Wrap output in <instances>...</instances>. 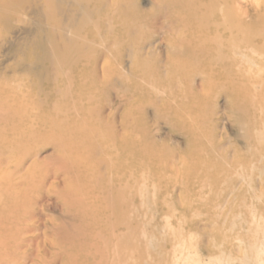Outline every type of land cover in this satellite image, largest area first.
Instances as JSON below:
<instances>
[{"label":"rangeland","instance_id":"1","mask_svg":"<svg viewBox=\"0 0 264 264\" xmlns=\"http://www.w3.org/2000/svg\"><path fill=\"white\" fill-rule=\"evenodd\" d=\"M175 1L0 0V148L5 147L0 149V180L11 177V193L23 197L26 206L17 212L19 222L30 229L16 231L17 239L26 243L19 241L10 255L2 254L0 263L37 264L41 257L42 264H64L63 256L49 246L52 225L60 228L68 218L66 208L73 210V204L65 206L67 195L62 194L79 182L64 162L82 163L85 182L108 193L116 174L104 142L111 134L118 145L133 140V147L140 146L136 206L128 209L137 221V264H264V157L260 160L256 152L264 130V37L248 26L264 12V0H221L216 16L213 9L204 14L199 9L195 21H201L198 30L205 29L198 31L200 37L208 33L205 40L188 34ZM186 2L196 6L201 0ZM208 11L220 19L216 29L226 35L224 40L212 28L215 23L210 27L215 19L206 21L212 17ZM207 24L220 38L207 31ZM222 25L251 35L232 34ZM75 36L87 40L73 41ZM203 43L212 50L209 54ZM70 46L78 52H72L71 62L78 60L70 65L90 75L85 106L64 91L71 69L63 70L59 54ZM84 63L90 65L84 68ZM14 97L30 105L15 108L19 114L27 108L28 113L18 117L14 107L20 102ZM69 97L76 102L71 115L79 126L68 122L59 107ZM80 109L87 110L84 119ZM237 159L244 164L238 167ZM254 243L259 255L249 248ZM13 255L20 256L10 259Z\"/></svg>","mask_w":264,"mask_h":264},{"label":"bare ground","instance_id":"2","mask_svg":"<svg viewBox=\"0 0 264 264\" xmlns=\"http://www.w3.org/2000/svg\"><path fill=\"white\" fill-rule=\"evenodd\" d=\"M175 1V0H174ZM183 1H185V0H176L175 1V3L178 5V7H179V10L181 11V15H182V13H183V17H182V21L184 22V20H185V23L187 24V27L189 28L188 30H190L191 32H189L188 34L192 37L193 35L194 36H196L195 35V33H197L198 35V37L199 38H201V37H206L205 36V34H207L208 35V33H206V31L203 33V35H202V33H201V37H200V33H198V31L199 32H201V30H203V25L202 24H200V25H202L203 27H201L200 26V28H199V30H198V26H197V22H201L200 20H197V22L195 21V18L197 17V13H198V10H199V13H200V11L201 10H205V11H201L203 14H204V12H206L208 9H213V15H215L214 13H216V11L215 10H217V9H215V7H218L219 5H220V1L221 0H219V2L217 1V0H213L214 1V3H216V5L214 6V5H212V3H213V1H212V3H211V1H209V3H208V0H201V2H197L196 3V6H194V5H192V6H190V3H188V2H186L185 4H183L182 2ZM194 1V0H193ZM198 1H200V0H198ZM205 1V2H204ZM223 2H224V0H222ZM207 3V4H205L204 5V3ZM188 3V4H187ZM217 3H219V4H217ZM204 5V6H203ZM203 6V7H202ZM202 7V8H201ZM196 8V9H195ZM215 9V10H214ZM215 11V12H214ZM209 12V11H208ZM262 13V12H261ZM194 14H196L195 16H194ZM210 16H212V17H209V15ZM206 16L207 17H209V20H206V21H208V22H211V20L213 21L215 18L213 17V15H211L212 14V11H211V13L209 12ZM191 15H193V17H191ZM205 15H202V18L205 16ZM227 15V14H226ZM185 16V17H184ZM200 16V15H199ZM205 16V17H206ZM216 16V15H215ZM222 17V16H221ZM228 17V16H227ZM212 18H214V19H212ZM220 18V17H219ZM256 18V17H255ZM22 19H23V17H22ZM207 19V18H206ZM21 20V19H20ZM25 20V19H24ZM23 20V21H24ZM204 20V22H206L205 21V19H203ZM216 20V19H215ZM215 20L212 22V23H210L211 25H210V27L211 26H213L214 25V23H215V25H216V27H212L213 29L215 28H217V25L218 24H216V23H220V22H218V21H220V19L218 20H216L217 22H215ZM227 20H229V19H227ZM231 20H233V19H231ZM26 21V20H25ZM222 21V20H221ZM232 22V21H231ZM233 22H235V21H233ZM207 23V22H206ZM246 23H249V22H246ZM251 23V22H250ZM209 24V23H208ZM207 24V25H208ZM227 24H229V23H227ZM233 24V23H232ZM232 24L231 25H229L231 28H232ZM225 25V24H224ZM235 25H236V22H235ZM238 25V24H237ZM240 25V24H239ZM234 26V25H233ZM241 27H242V25H240ZM249 26V28H255L256 30H255V32L257 31V35L259 36V38L261 39V40H263L262 39V37H264V12L259 16V20H257V21H255V22H253L252 24H249L248 25ZM208 27H209V25H208ZM209 27V29H207V31L209 32V30L211 29L212 30V28H210ZM241 27H239V28H241ZM222 28H224L223 27V25H222ZM239 28H237V26H235V30L234 29H228V30H231V32H232V34H233V31H236V33L234 32V34H236L237 35V33H242V36L244 35L245 37H246V33L245 32H247V31H245V32H241V30L242 29H239ZM243 28V27H242ZM205 30V29H204ZM203 30V31H204ZM210 30V31H211ZM224 30H227L226 28H224ZM227 30V31H228ZM233 30V31H232ZM248 30V29H247ZM254 30V29H253ZM202 31V32H203ZM215 31V30H214ZM250 31H252V30H250ZM211 32H213V30L211 31ZM216 33L218 32V36L220 35V37H222L221 36V34H219V31L216 29V31H215ZM215 32H213L214 33V35L213 36H215L216 35V33ZM220 32H223V30L221 29V31ZM226 31H224V33H225ZM192 33V34H191ZM248 33V32H247ZM253 33V32H252ZM81 34V33H80ZM225 34H227V33H225ZM225 34H223V35H225ZM229 34V33H228ZM248 34H250V33H248ZM81 35H84V34H81ZM230 35H231V33H230ZM229 35V36H230ZM251 35V34H250ZM212 36V37H213ZM226 36V35H225ZM225 36H223L224 38H225ZM228 36V37H229ZM242 36H237V37H242ZM243 36V37H244ZM254 36V35H253ZM198 37H196L197 39H198ZM215 37H217V36H215ZM220 37H217V38H220ZM222 37V38H223ZM231 37V36H230ZM229 37V38H230ZM236 37V36H235ZM244 37V38H245ZM250 37V36H249ZM249 37H248V39H249ZM252 37V36H251ZM79 38V41L77 40ZM76 37L75 36V39H73V41H75V40H77L78 42H80V41H83V40H87L86 38L87 37H83L82 38V36H79V37ZM216 38V39H217ZM224 38H223V40H224ZM247 38V37H246ZM202 39V38H201ZM215 39V38H214ZM236 38H234V39H232V41L233 40H235ZM89 40V39H88ZM191 40H192V38H191ZM204 40H205V38H204ZM218 40V39H217ZM222 40V42H226V41H223ZM76 41V42H77ZM84 41V42H85ZM200 39H198V44L200 45ZM229 41V40H228ZM231 41V40H230ZM229 41V42H230ZM76 42H72V44L71 45H74L73 43H76ZM87 42H89V41H87ZM86 42V43H87ZM190 42V41H189ZM192 42V41H191ZM264 42V41H263ZM83 43V42H82ZM228 43V42H227ZM84 44V43H83ZM88 44V43H87ZM87 44H85V45H87ZM197 44V45H198ZM204 44V43H203ZM203 44H202V48L203 47H205V45L206 44H204V46H203ZM79 45V44H78ZM77 45V47L79 48V46ZM197 45L194 47L196 50L199 48V47H201V46H199V47H197ZM76 46V45H75ZM208 45H206V47H207ZM74 47V46H73ZM73 47H69V49H64L63 51V54L61 53V54H59V55H61L62 56V59L63 60H61L60 59V57H59V59L62 61V63H63V70H65V69H71V73H70V76H68L67 78H65V85H67V89H64V91L66 90H69V92L68 93H70L71 92V96H72V98L74 99V97L75 96H77V99H78V97L80 98V99H78V102L77 103H80V104H82L83 106H85V102L83 103V100L85 101V96H88V98H89V95H88V93H86L85 94V92H86V88H88V87H90V85H88L87 83L89 82V80H87V79H89L90 78V75H89V78H87V77H85L84 75L86 74V72H84L83 70H78V68H76V66L74 67L73 65H74V63L78 60V58H75L76 60H74L75 62H73V65H70V64H72V62H71V60H70V58H73V57H71L72 55L71 54H73L72 52L74 51V55L76 54L77 55V53L78 52H76L75 51V49L73 48ZM76 47V49H78ZM81 48V47H80ZM208 48L209 47H207V50H208ZM63 49V48H62ZM201 49V48H200ZM204 49V48H203ZM203 49H201L202 51H204ZM61 50V49H60ZM79 50V49H78ZM195 50V51H196ZM206 50V49H205ZM212 50H208V54L211 52ZM61 52V51H60ZM198 52H200V53H204V52H201L200 50H198ZM205 52V53H206ZM194 53H197V51L196 52H194ZM204 53V54H205ZM202 54H200V55H202ZM73 55V56H74ZM81 55V54H80ZM79 55V56H80ZM205 55H207V54H205ZM208 56H211V54L210 55H208ZM78 57V56H77ZM202 57H205V56H202ZM207 57V56H206ZM80 59H83V58H80ZM61 61H60V63H61ZM61 63V64H62ZM87 63H89V62H87ZM87 63H84V64H82L81 66H85ZM76 64V63H75ZM81 64V63H80ZM88 65V64H87ZM90 65V64H89ZM88 65V66H89ZM87 67V66H86ZM86 67H84V68H86ZM80 68V67H79ZM82 68V67H81ZM89 68V67H88ZM211 69H215V67H210ZM85 71H87V74H89V70H87V69H84ZM66 71V70H65ZM65 71H63V72H65ZM218 71V70H217ZM217 71H214L215 72V74H216V72ZM69 72H70V70H69ZM67 73H68V71H67ZM83 73H85L84 75H83ZM63 75V74H62ZM64 76H65V74H64ZM83 76H84V78H86L85 80L87 81H85V80H83L84 78H83ZM87 76V75H86ZM87 84V86L86 85H84L83 83L84 82ZM64 84V83H63ZM84 85V86H83ZM68 86H69V88L70 89H68ZM82 86H83V88L85 87V89H81L82 88ZM235 87V86H234ZM64 88H66V87H64ZM238 88V87H237ZM87 91H88V89H87ZM239 90H237V93H235L236 91H234V89H233V92H234V94H240L239 92H238ZM68 93H67V95H68ZM64 95H66V93L64 94ZM69 96V95H68ZM68 96H66V97H68ZM10 97V96H9ZM65 97V96H64ZM63 97V99L62 100H64L65 98ZM15 98V102H16V97H14ZM88 98H86V99H88ZM6 99V98H5ZM21 99V98H20ZM19 99V100H20ZM61 100V99H60ZM60 100H59V103H60ZM65 100H67V99H65ZM64 100V101H65ZM76 100V99H75ZM12 101V100H11ZM43 101V103H44V101H46V100H42ZM88 101H90V99H88ZM15 102H13V104L15 103ZM17 102L19 103L20 101H18L17 100ZM22 102V103H21ZM21 102H20V106L19 105H15V107H14V110H16L15 108H17L18 110L20 109V107L22 106L21 104H23V106L21 107V108H24L25 107V105H26V103H27V101H26V103H25V101H23V100H21ZM33 102V101H32ZM35 102V101H34ZM37 102V101H36ZM35 102V103H36ZM47 102H49V103H47V104H49L50 105V101H47ZM55 103H56V101H54ZM54 102H52V103H54ZM58 102V101H57ZM74 102V103H73ZM12 102H10L9 104H11ZM54 103V105H57V104H55ZM62 103H63V101H62ZM73 105H72V104ZM87 103V102H86ZM249 103H251L250 101H249ZM13 104H12V106L11 107H13ZM42 104V103H41ZM44 104H46V102L44 103ZM44 104H42L41 106H39L40 107V109H41V111H43L42 112V114H44L45 112V110H46V108H45V106L47 105H44ZM61 104V103H60ZM59 104V105H60ZM76 104V102L73 100L72 101V99L69 97V99H68V101H66V104L64 103V104H62L61 106H59V107H62V109L66 112L65 114H66V116H67V118H66V120L69 122H71L72 123V125L73 126H76V125H78L79 126V124L81 125L82 123H80L78 120H76L75 118H73V116L71 115L72 113V111H74L73 110V108H75V105ZM79 104V105H80ZM88 104V103H87ZM53 105V106H54ZM78 105V106H79ZM252 105V104H251ZM250 105V106H251ZM27 107H30V105L28 106V104L26 105ZM77 106V105H76ZM248 106H249V104H248ZM253 106V105H252ZM33 106H31V108H32ZM49 107V106H48ZM254 107V106H253ZM83 108V107H82ZM87 108H88V105H87ZM250 108V107H249ZM12 109V108H11ZM251 110H253L252 108H250ZM13 110V112H15ZM18 110H16V112L15 113H17L18 114V117L20 116V114L23 112V111H25V109H23V111H21V113L19 114V112L20 111H18ZM22 110V109H21ZM26 110H28V112H29V109L27 108ZM62 110V111H63ZM83 110V109H82ZM82 110L80 109V111L82 112ZM254 110H255V108H254ZM253 110V111H254ZM18 111V112H17ZM87 111V110H86ZM86 111H83L82 112V116H83V118L82 119H84V116H86V115H88V114H86L85 112ZM26 113H28L27 111H25ZM12 113V112H11ZM88 113V112H87ZM254 113H255V111H254ZM14 114V113H13ZM17 114H14L15 116L17 115ZM24 114V113H23ZM23 114H22V116H23ZM14 115H11L12 117L14 116ZM27 114H25V116H26ZM254 115H256V114H254ZM10 116V117H11ZM28 116V115H27ZM27 116H26V119H27ZM11 117V118H12ZM17 117V116H16ZM16 117H14V119L16 120L17 118ZM253 117V116H252ZM10 119V118H9ZM13 119V120H14ZM20 119H21V117L18 119L19 121H20ZM23 119V118H22ZM86 119V118H85ZM246 119H248V118H246ZM14 120V121H15ZM18 120H16V121H18ZM252 120H254V119H252ZM255 120H256V118H255ZM255 120H254V122L253 123H255ZM10 121H12V119H10ZM47 121V120H46ZM50 121V120H49ZM52 121V120H51ZM76 121H78V123H76ZM257 121V120H256ZM264 121V120H263ZM17 123V122H16ZM51 123V122H50ZM49 123V124H50ZM58 123V122H57ZM251 123V122H250ZM261 123V122H260ZM263 123V122H262ZM261 123V124H262ZM52 124V123H51ZM256 124V123H255ZM17 125H19V124H17ZM54 125H56L55 123H54ZM251 125H252V123H251ZM15 126V125H14ZM57 126H59V124L57 125ZM254 126V125H253ZM80 128H81V126H80ZM256 128V127H255ZM260 132V131H259ZM83 134V133H82ZM261 135H260V138L257 140V144H256V146H258V148L256 149L257 151V153L258 154H261L262 156L260 157V156H258L259 157V159L261 160L262 159V157H264V130H261V133H260ZM110 136L111 137H108L107 136V139H111V141H110V139L109 140H107L106 138H105V140H107V143H106V141L104 140V142H105V147H106V153L108 152H110V154H108L107 153V157H109V162L111 163V164H109V165H111L112 167H113V169H115L114 171V173H116V174H114L115 175V177H114V181H115V183H113V185L111 186V189H109L110 188V185H108V187L109 188H107V186H105V188H107V190H110L108 193H107V191H106V193H105V190H104V188L102 189L99 185H97V186H99L102 190H104L103 192L102 191H99V189L98 188H96V187H94L93 185V187H91L88 183H86L85 182V176H84V174L86 175V172L85 173H83L85 170H83V164L82 163H80V165H79V161L78 162H75L74 160H68V161H66V162H64L65 163V168L66 169H68L69 170V175H73V177H74V175L76 176L75 178L76 179H78L79 180V182H75V183H71L70 184V192H66V193H64V194H62V195H67V196H65L66 197V199L68 200V201H65L66 199H65V197L63 198V199H61V200H63L62 202H64V204H65V206H66V204H70L69 206H71L72 204V208H73V210H67V208H66V211L69 213L68 214V218H67V221L66 222H64L63 224H60V228H57L58 226L57 225H52L54 228H52V227H50V228H52L53 230V232L55 233V234H53L54 236H52V238H50V245L49 246H53V248H54V251L53 252H56L57 254H59V255H61V256H63V261H64V264H137V257H136V253H137V246H136V244H137V242H136V240H137V234H135V231H137L136 229V227H135V222H137V221H135V216L134 215H130L131 213H129V210L128 209H133L132 207H134V206H136L135 205V203H134V198H135V194H134V188H135V183H136V176H135V174H136V166H137V161H136V148L137 147H140L139 145L135 148V147H133L134 146V144H136L137 145V142L136 143H134V141L132 140V138H131V140H132V142L134 143H132L131 141H125L124 142V145H125V143H131V144H126V146H124L123 144H122V142H120V144H122L123 145V147L120 145H118V140H116V138H114L115 139V141H116V144H113L114 145V147L112 146V143H113V141H114V139H112L113 137H112V135L110 134ZM87 139V138H86ZM113 140V141H112ZM103 142V141H102ZM104 142L102 143V144H104ZM109 142L111 143V145L109 144ZM13 144V143H12ZM107 144H109V146H112L113 148H111V147H109ZM2 145V144H1ZM14 145V144H13ZM130 145V147H128ZM135 145V146H136ZM5 146H7V144L5 145ZM10 146V145H9ZM120 148H119V147ZM8 147V146H7ZM68 147V146H67ZM104 147V148H105ZM107 147H108V149H107ZM2 148V147H1ZM0 148V149H1ZM5 147H3L2 149H4ZM13 148V147H12ZM110 148L112 149L111 151H110ZM119 148V149H118ZM140 149V148H139ZM70 150V149H69ZM115 150H117V151H115ZM65 151H67V150H65ZM69 152H71V151H69ZM115 152V153H114ZM139 152V151H138ZM66 153V152H65ZM114 153V154H113ZM140 153V152H139ZM255 153V152H254ZM258 154H255V156L256 155H258ZM67 155H68V157H69V154L67 153ZM66 157V156H65ZM70 158V157H69ZM253 158V157H252ZM67 159V158H66ZM72 159H75L74 158V156H73V158ZM138 159V158H137ZM245 159V158H244ZM244 159H243V164H244ZM238 160V159H237ZM247 160V159H246ZM245 160V161H246ZM264 160V159H263ZM248 161V160H247ZM237 162V161H236ZM239 162H241V164L239 163ZM249 162V161H248ZM264 162V161H263ZM246 163V162H245ZM235 164V163H234ZM240 164V165H239ZM242 164V161H241V159L240 160H238V162L236 163V165L239 167V166H242L243 165ZM247 164V163H246ZM249 164V163H248ZM235 165V166H236ZM80 166H82V167H80ZM110 166V167H111ZM234 166V165H233ZM244 166H246V165H244ZM112 167H111V169H112ZM237 167V168H238ZM81 168H82V170H83V172H82V170H81ZM85 168V167H84ZM233 168H235V167H233ZM236 169V168H235ZM4 174L6 173V170L3 172ZM0 174H1V170H0ZM4 174H2V175H4ZM7 174V173H6ZM6 174L4 175V176H6ZM0 177H2L1 175H0ZM7 177V180H5V182H6V184H4L5 182L3 181V180H0V257H1V255L3 254V256H8V255H10V253H12L11 252V250H13V247L15 246L16 247V245L17 244H19L18 242L20 241L21 242V240H18L17 239V236H18V230L19 229H21L22 227L24 228V230H25V228H27L26 226L24 227V226H22L23 224L22 223H24V221L23 222H19V219H18V214H17V212H19L20 210H22L24 207L26 208V206H25V204H24V201H23V197H21V196H16V195H14V194H12L11 193V191H10V189L9 188H11L10 186H9V184H10V179H11V177L8 175V176H6ZM8 178H9V181H8ZM1 179V178H0ZM87 179V178H86ZM112 179H113V177H112ZM112 182H114L113 180H111ZM4 182V183H3ZM7 182H9V184H7ZM112 182H110V183H112ZM263 183V185H264V182H262ZM11 185V184H10ZM262 185V184H261ZM103 187V186H102ZM9 189V190H8ZM136 189V188H135ZM69 190V189H68ZM264 190V189H263ZM264 192V191H263ZM67 193H69V194H67ZM81 196H84L85 198H83L82 199V197ZM264 196V195H263ZM261 199H262V202H263V197H261ZM25 200V199H24ZM28 201V200H27ZM69 201L70 202H72V203H69ZM67 202V203H66ZM260 202H261V200H260ZM33 203V202H32ZM32 203H30V201H29V204L30 205H34V203L32 204ZM78 203V204H77ZM264 203V202H263ZM29 204H27V209H28V206H29ZM74 204H77V205H75L74 206ZM262 205H264V204H262ZM30 208V207H29ZM23 212V211H22ZM67 212H65L66 213V215H67ZM133 212V211H132ZM20 213V212H19ZM25 213H27V211L25 212ZM65 215V214H64ZM25 216V215H24ZM33 216V215H32ZM134 216V217H133ZM23 218V217H22ZM32 218V217H31ZM33 218H34V216H33ZM35 219V218H34ZM23 220V219H22ZM21 220V221H22ZM36 220V219H35ZM27 221V220H26ZM48 221V220H47ZM50 221V220H49ZM29 222H30V220H29ZM33 223V222H32ZM29 224V223H28ZM48 224V223H47ZM46 224V225H47ZM25 225V224H24ZM30 225V224H29ZM50 226V225H49ZM136 228V229H135ZM28 229H29V227H28ZM54 229H56V231H54ZM257 229V228H256ZM27 230V229H26ZM30 230V229H29ZM49 230H51V229H49ZM16 231L18 232L17 233V236H16ZM20 231V230H19ZM23 231V230H22ZM22 231H20L21 232V234H23L24 232H22ZM31 233H32V231H31ZM44 234H46L45 232H44ZM23 236V235H22ZM21 237V236H20ZM263 237V236H262ZM22 238V237H21ZM136 238V239H135ZM24 238H22V240H23ZM42 240V239H41ZM49 240V239H48ZM44 241H46L45 239H44ZM23 242V241H22ZM22 242H21V244H22ZM42 242V241H41ZM23 243H26V242H23ZM38 244H40V241H39V243ZM44 243H42V245H43ZM48 244V243H47ZM260 244H262L263 246H264V240L260 243ZM14 247V250H16V248ZM18 247H20V245L18 246ZM38 247V246H37ZM21 248V247H20ZM249 248L250 249H252V252H254V253H258V255H259V252H258V245H257V243L255 244L254 243V245H251V246H249ZM43 249V248H42ZM48 249V248H47ZM262 249V248H261ZM41 250V249H40ZM39 250V251H40ZM52 250V249H51ZM18 251V250H17ZM20 251H21V249H20ZM19 251V252H20ZM6 254H5V253ZM10 252V253H9ZM14 252V251H13ZM18 252V253H19ZM41 253H42V251H40ZM8 253V254H7ZM18 253H16V254H18ZM39 253V252H38ZM56 253H55V255H56ZM5 254V255H4ZM21 254H23V256H25L24 255V253H21ZM25 254L26 255H28V253H26L25 252ZM43 254V253H42ZM41 254V255H42ZM53 255V254H52ZM17 255H15V257H16ZM18 256H20V255H18ZM17 256V257H18ZM22 256V255H21ZM22 256V257H23ZM48 256V255H47ZM54 256V255H53ZM5 257H3V259L5 258ZM10 257H12V258H10V259H15V257H14V255L13 256H10ZM56 257V259H58V255H56L55 256ZM54 257V258H55ZM7 258H9V257H7ZM6 258V259H7ZM20 258V257H19ZM25 258V257H24ZM33 258H34V256L32 257V260H33ZM43 258H44V255H43ZM54 258L52 257V259L54 260ZM2 258H0V260H3ZM38 259V258H37ZM36 259V260H37ZM257 259V258H256ZM45 260V262L44 263H46V259H44ZM6 261H8V260H6ZM12 261V260H11ZM52 260H50V262H51ZM59 261V260H58ZM56 261H54V263H55ZM8 264L9 263H11V262H7ZM35 263V262H34ZM33 263V264H34ZM0 264H2V263H0ZM37 264H42V260H41V257H40V261L38 262V260H37ZM47 264V263H46ZM49 264V263H48ZM51 264H53V263H51ZM56 264V263H55Z\"/></svg>","mask_w":264,"mask_h":264}]
</instances>
